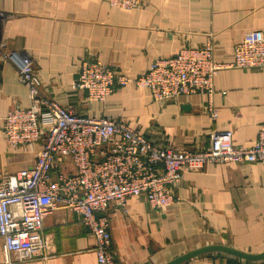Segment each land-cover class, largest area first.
<instances>
[{"label":"crops","instance_id":"0c3cea01","mask_svg":"<svg viewBox=\"0 0 264 264\" xmlns=\"http://www.w3.org/2000/svg\"><path fill=\"white\" fill-rule=\"evenodd\" d=\"M0 177L31 168L40 148L15 152L2 134L14 107L30 104L19 81L23 58H30L43 93L80 114L108 115L156 142L191 150L210 146V135L233 131L236 145L251 146L264 124V68H225L214 82L213 122L204 95L156 102L133 85L117 89L104 104L90 102L73 83L85 60H99L116 73L144 74L160 58L183 46L211 39L215 61L230 64L234 47L254 30L264 32V0H145L123 10L107 0H0ZM65 172L74 173L69 160ZM116 264H167L189 252L224 246L245 254L264 253V165L223 163L188 172L175 190V203L163 211L144 197L125 207L110 206ZM51 241L48 258L12 264H100L95 238L79 216L57 210L45 220ZM0 239V264H6ZM183 264H264L225 251H211Z\"/></svg>","mask_w":264,"mask_h":264},{"label":"built area","instance_id":"2783aa9c","mask_svg":"<svg viewBox=\"0 0 264 264\" xmlns=\"http://www.w3.org/2000/svg\"><path fill=\"white\" fill-rule=\"evenodd\" d=\"M110 6L136 9L145 0H107ZM4 14L0 12V19ZM225 68H264V32L247 33L234 47V60L221 64L214 58L211 39L197 47L183 46L172 57L153 61L138 77L116 73L99 60H85L74 90H84L90 102L104 104L119 88L133 85L148 90L156 102L181 96L204 95L213 122L214 82ZM19 81L28 89L30 104L10 109L2 134L15 152L40 148L31 168L0 177V239L6 264L48 258L51 241L45 220L54 211L76 213L95 238L100 264H116L112 251L110 206L125 207L133 197H144L163 211L175 203V190L188 172L206 166L237 163L264 165V124L248 147L236 145L233 131L210 135L203 150L175 147L152 140L124 120L108 115L80 114L47 97L30 58H23ZM71 161L75 172H65Z\"/></svg>","mask_w":264,"mask_h":264},{"label":"water","instance_id":"95a60500","mask_svg":"<svg viewBox=\"0 0 264 264\" xmlns=\"http://www.w3.org/2000/svg\"><path fill=\"white\" fill-rule=\"evenodd\" d=\"M211 251H225L227 253L238 256L241 259H246L249 261L264 259V253L261 255H251V254H245L243 252H240V251L228 248V247H224V246H211V247L202 248L200 250H195L193 252H189L175 260H172L171 262L167 264H183L196 256H199L203 253L211 252Z\"/></svg>","mask_w":264,"mask_h":264}]
</instances>
